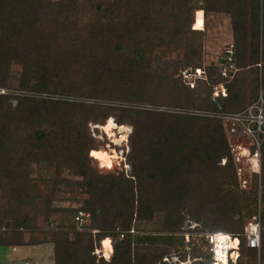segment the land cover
I'll return each mask as SVG.
<instances>
[{"label": "trees", "instance_id": "trees-1", "mask_svg": "<svg viewBox=\"0 0 264 264\" xmlns=\"http://www.w3.org/2000/svg\"><path fill=\"white\" fill-rule=\"evenodd\" d=\"M135 5H140V12L134 13L133 17L130 15L129 20L133 25L139 24L140 20H149L150 22L158 21L162 17L163 27L159 33L156 41L154 42L157 47L164 46L168 49L174 46H184L188 53V58L182 68L176 69L173 67H165L166 71H149L146 68H152L151 60L146 58L148 53L153 52V49H145L143 42L137 44L135 48L134 63H130L128 68L118 66L114 68V60L111 62V58L114 56L108 55V44L111 38L109 37L111 32L107 29L109 23L104 27L93 26L89 32H81V29H74L71 21L74 16V10L78 5L79 0H64L65 12L62 20L59 21L58 27L54 31L46 29V24L43 19L45 15L52 9L53 5H50V0H0V87L9 91L28 90L34 95H49L48 98L35 99L31 96L18 97V103L14 107L10 102L11 98L5 95H0V150L3 147L8 148L10 143V136H13L7 127L12 122L13 117L21 115V119L33 124L35 127L32 135V145L28 146L27 154L30 156V160L41 162L42 154L48 151V158H52L55 154L70 152L76 150L77 158L79 161L88 154V139L86 134L82 132V127L77 126L73 118L69 119L65 112L66 109L80 105L75 102H71L74 97L82 96L84 98L101 100H128V101H152L155 102V98L146 97V92L149 90L148 85L153 81L154 75L156 77L161 76L163 81L170 86L173 91L168 97L174 100L175 105H169L170 109L186 108L182 107L184 104L191 108L197 107L201 111L206 112H240L248 108L254 102L257 101L261 92L264 97V0H206L204 6L194 7L195 21L189 15L191 7L189 4L184 3L181 0H135ZM184 3V4H183ZM100 6H98L99 8ZM102 9V8H100ZM168 9V10H167ZM171 10L170 13L167 11ZM216 12H225L231 17V24L233 28V35L235 43L233 44L235 62L238 68V72L230 79H225L220 75V62L217 66H210L207 68L197 65L192 69L201 68L205 71L207 80L197 79L196 86L191 88L182 77V71L191 68V65L195 64V57L202 49V35L205 30V19L203 14ZM56 21V19H55ZM202 22V23H201ZM71 24V25H70ZM195 25L194 29L192 28ZM70 25V26H69ZM108 30V33L107 31ZM151 30V28H150ZM70 31H77V36H72ZM70 34L68 35V33ZM167 32V34L165 33ZM56 33L58 34L56 37ZM109 34V35H108ZM155 35H153V38ZM76 38L75 40H73ZM148 38V37H147ZM65 39H68L65 40ZM122 41V40H121ZM120 41V42H121ZM118 41L115 44L117 50L121 49V44ZM53 43V44H52ZM70 43V46H68ZM88 44H90L88 46ZM156 47V46H155ZM200 50V51H199ZM150 51V52H148ZM198 51V52H197ZM95 53L96 58L93 61L97 63L101 62L100 59L106 60L104 66L100 71L96 69L90 74L80 76L74 74V78L65 77L63 72L70 67V64H77V68L71 67L77 73L83 71L81 66L83 60L88 62L87 54ZM103 54V56H99ZM68 59L67 64L64 67H59L56 60ZM13 60H18L22 64L23 71H21L18 86L8 87L10 77V64ZM55 63L53 64V61ZM61 63V62H60ZM52 64V66H50ZM134 65V66H133ZM105 68V69H104ZM145 68V69H144ZM172 68V71H168ZM154 69V68H152ZM253 73L252 82L255 84L251 90V95L248 98H241L244 92L240 91L237 85L240 84L239 76L245 73V70ZM158 70H160L158 68ZM255 70V71H253ZM106 71L108 74L114 73L120 76L122 80V89L126 92L123 93L124 98L118 95H106L101 84ZM81 73V72H80ZM216 74V78L214 76ZM178 79L180 81H178ZM149 83V86L150 84ZM224 84L227 87V95H219L215 100H219L222 105L213 103L209 98L212 95L214 89L219 85ZM205 88L208 91V100L199 97L196 98L194 93L199 88ZM188 89L187 93H183V90ZM57 92V93H56ZM242 92V93H241ZM111 92H109L110 94ZM58 96V98H54ZM85 103V102H84ZM83 103V104H84ZM84 104L82 106L87 107L88 114L94 115L91 117L95 122H99L100 119L104 120L106 116L105 111L108 112V116L115 117V121L119 125L126 123L133 126V131L130 135L132 146L135 148L138 143L145 139L144 127L141 126L139 120H144L148 123V118H152L153 112L140 111L133 109H126L120 107L116 109L113 106L106 107L104 105ZM182 105V106H180ZM99 109V110H98ZM119 111V116L116 117L115 112ZM168 119L174 123V128H177L181 133L173 138L166 139L171 146L177 145L176 149H169L168 155L178 154V150H185L186 147L191 146L195 152V156L198 160L199 167L205 168L209 172H213L212 177H208L217 182L216 187L207 186V178L198 183V196L201 199L207 200L208 203L213 201L215 209L212 211V218L220 215L221 218L227 223L232 215L236 214L238 208H245L247 217L251 220L258 215L261 211L264 215V204L261 207H257V196L247 188H242L239 183L237 170L233 162V158L230 151V146L227 140V136L221 120L204 117L194 116L189 114H181L170 112ZM139 117L138 119H133ZM91 120V121H92ZM149 125V123L147 124ZM98 148H91L90 155L96 152ZM36 151V152H35ZM35 152V153H34ZM92 157V155H91ZM93 158V157H92ZM224 159L226 163L219 165ZM47 160V159H42ZM96 160V159H95ZM98 161V160H97ZM191 162V159H188ZM58 162V161H56ZM180 160L171 161L172 165L176 167V163ZM262 198L264 200V143L262 146ZM218 166V167H217ZM21 174L25 178V168H21L18 163ZM134 168L137 165L134 163ZM112 169V168H111ZM110 169V170H111ZM171 180L169 179L164 183L167 185L163 192L157 193L156 200L162 198V203H166L169 199H172L174 191L189 192L191 187L186 190L184 186V179L178 182V176L175 171H172ZM231 173V174H230ZM82 177V181L79 182L82 186H87L90 192L89 199L85 200V208L87 210H75L73 215V222L78 227L73 225L71 227L75 231V237L73 238L72 232L65 231L63 226L58 229L52 227L49 230L40 229L42 239H38L34 231L36 224V218L32 219L33 211L24 213L26 210L24 206L32 205L37 213L40 212L38 203H34L30 196L26 195V189L21 187L16 188L14 195L5 193L7 204L6 207L0 211V227L6 229L3 235L0 237V247L6 250H14L16 246L24 245V235L31 233V241L28 244H42L52 235L54 237V253L56 264H95L96 257L92 253V248L88 249L86 240L82 237V234L91 237V244L93 242L92 230H98V234L94 235L96 239H101L103 247L105 240H111L113 238L116 245L112 246V240L110 245L103 251H106V258H110L106 264H136V259L144 258L141 247H150L152 250L157 247H169L160 242L153 240V233H145L141 229L136 228V222L140 220V206L139 202L142 201V193L135 187L133 178H127L115 185L116 179L112 176L96 175V181H92V178L88 176L87 170L82 168L77 172ZM218 175V176H217ZM260 175V176H261ZM257 174H251L250 183L255 184V190L258 185ZM217 177V178H216ZM249 179V178H248ZM178 182V183H177ZM59 182L56 181L55 186ZM78 184V183H77ZM24 186L28 187L29 182H24ZM175 186L176 190L172 189V193L169 190ZM184 186V187H183ZM187 187V186H186ZM240 187L241 189L239 190ZM140 188V187H139ZM213 188H216L213 190ZM236 191H235V190ZM243 189V190H242ZM93 191V192H92ZM24 193V196H22ZM119 193V194H116ZM179 193V192H178ZM166 194V195H165ZM172 195L169 197L168 195ZM31 200V201H30ZM209 200V201H208ZM110 203V205H109ZM105 204L109 205V208L115 209L117 207L120 210L115 211L114 218L108 222V209ZM203 204V206H205ZM254 204V205H253ZM48 208L51 205V200L47 201ZM96 205V206H93ZM253 205V206H252ZM103 209L105 207L104 217L100 221L95 217L94 209L96 207ZM97 207V209H99ZM92 210L90 212L89 210ZM83 211L89 214L87 222L79 225L76 221L77 214ZM148 214L152 213V208L148 211ZM18 213V214H17ZM230 213V214H229ZM37 217V216H35ZM120 218L119 224L124 228L125 232H117L115 230V222ZM182 217L177 222L171 225L167 224L164 227L165 230L162 233H178L180 229ZM201 220L198 217L197 221ZM213 220V219H212ZM216 224V223H214ZM235 224L228 223L223 227H217L215 225L212 230H205L206 232H224L234 236L242 235L244 230L239 233L234 231ZM246 226V225H245ZM65 227H67L65 225ZM243 227V224L237 226ZM69 228V227H68ZM118 228V227H117ZM245 228V227H244ZM85 231V232H83ZM126 233V234H124ZM71 235V238H70ZM185 234V238H186ZM106 237V238H105ZM112 237V238H111ZM18 239V240H17ZM241 239V255L238 260V264L246 263V258L254 257V264H264V233L262 234L261 253L257 260V250L248 248L245 244V239L240 236ZM186 240V239H185ZM186 246L179 247L188 248L191 247V251L196 249L195 245L191 243L190 236L185 241ZM102 247V248H103ZM170 248V247H169ZM149 249V248H148ZM148 251V264L155 263L158 260V256L155 251ZM190 250V249H189ZM260 250V251H261ZM87 257H83L80 254ZM92 253V254H91ZM156 254V255H155ZM191 255V254H190ZM201 255L204 259L201 264H212L213 259L207 251H202ZM248 256V257H247ZM191 257V256H190ZM194 256L193 258H198ZM198 260V259H197ZM263 262V263H262ZM12 264V263H11ZM138 264H144L138 260Z\"/></svg>", "mask_w": 264, "mask_h": 264}, {"label": "rangeland", "instance_id": "rangeland-1", "mask_svg": "<svg viewBox=\"0 0 264 264\" xmlns=\"http://www.w3.org/2000/svg\"><path fill=\"white\" fill-rule=\"evenodd\" d=\"M181 1L190 5L191 10H189V12L191 14L189 15L191 17L193 16L192 19L195 21V14L197 11L194 12V7L200 8L204 6V2L206 0ZM63 2L64 0H50V5H53V7L43 19V25L45 22L46 29L48 28L49 31H54L56 27H58L59 21L64 17L66 7ZM135 3V0H79L78 5L74 10V16L71 24L73 23L75 30L81 29V32L86 33L91 31L92 25L104 27V29H106L105 25L109 23L107 29L112 34L109 36L111 40L107 43V48L109 51L108 55H114L110 59V63L114 60V68H117V65L128 68L130 63L133 64L135 62V48L137 44L142 42L145 49H153V52L148 53L146 58L151 60V65H153L152 68L154 69L144 68L145 70L166 71L164 69L167 66H174L176 69L182 68L189 56L187 49L182 45L174 46L170 49L164 46L157 47L154 42L156 41L158 35H160L159 33L157 34V31H160L163 27L162 17L160 20L153 22H150L145 18V20H140L139 24L133 25V23L129 20V16L131 15L133 17L134 13L140 12L138 10L139 7H141L140 5H135ZM98 6L100 7L98 8ZM170 11L171 10L167 11V13H170ZM203 16L205 19V28L202 30L205 31L202 35V39H200L202 49L201 51L199 50L200 53L197 51L198 54L195 57L196 65H191V68L197 65H201L204 68L217 66V63H219L227 47L235 43L230 15L225 12H209L207 14H203ZM192 28L194 29V24ZM108 30H106L107 33ZM70 32L72 36H77V34H79L77 31ZM165 33L167 34V32ZM57 35L58 34L56 33V37ZM153 35H155L154 38ZM75 39L76 38L73 40ZM65 40L68 41V39ZM118 41H121V49L119 50L114 47ZM89 45L90 44H88V46ZM68 46H70V43H68ZM87 55L88 57L84 59H87L88 62L83 60V64L79 66L83 70L80 71L81 73H77L71 68H77L78 66L77 64H72V61L70 67L65 70L70 72H63V75L66 78H74V74L85 76V74H90L96 69L100 71L104 67L101 62L103 61L102 63H104L106 60L100 59L101 62L97 63L96 60L93 61V59L96 58L95 53L91 55L89 53ZM100 56H103V54H99L98 57ZM56 62L61 68L64 67V64H67L68 59L64 58L62 61L60 58L56 60ZM54 63L55 60L53 61V64ZM50 66H52V64ZM158 68L160 70H158ZM172 70V68L168 69V71ZM248 70L246 69V72L240 74L239 76L240 84L237 85V87L240 88V91L244 92V95L241 98H248L255 85L252 82L253 73H250ZM9 71L10 77L8 87L16 88L19 83L21 71H23L22 64H20L18 60H13L10 64ZM108 73L109 71H106L104 74L105 76L101 84L102 88L107 91L106 95H118L121 98H124L123 93L126 92V90L122 89V80H120V76L114 73ZM160 75L161 76L159 77L154 75L152 83L151 81L149 82L151 83L150 86L149 83H146L149 90H147L145 96L148 98L154 97L155 102L144 101L141 103L128 100L104 99L97 101L96 99L84 98L82 96L74 97L73 100H71V102H75L80 105L73 107L70 106V108L66 109L65 112L68 115L66 117L69 121L73 118L77 126L82 127V132L86 134L88 139V154L83 157L81 161L77 158V152L75 149L64 153L63 156H61V153L59 152L52 158H48L49 154L48 151H46L42 154V157L47 158L42 159L47 160L42 161L41 159L39 164L31 161L30 156L27 154V149H29L28 146H31L33 143L32 135L35 127L33 124L30 125L29 122L22 120L21 115L13 117L12 122L9 124V127H7V129L10 130L9 133L13 136H10V143L9 146H7L8 148L3 147L0 150V211L4 208V206L6 207V205H8L6 197L4 198L5 193L14 195L16 188L21 187L26 189L25 196L29 195V199H31L34 203H38L40 206L39 208H41L40 212L37 213L32 205L24 206L26 209L24 213H28L30 211L36 213L33 214V217L31 218H36L37 225L35 226L34 231L36 232L35 236L38 239H42L44 237L42 235L44 230L47 231L52 227H56L58 231V229L62 226L65 231H69V233L72 232V236L74 238L75 233L77 232L71 228L75 225L73 222L74 211L81 209L87 210L85 208V200L89 199L90 196V192H88L89 188L79 184V182L82 181V177L77 174L79 170L85 168L88 176L92 178L91 182L96 181V175H108L115 177V185H117V183L122 180L136 176L133 178L135 179V187L143 195L142 201L138 204L141 210V218L136 222V228L141 229V231L145 233H153V240L170 247L162 246L157 247L155 250L153 249L159 259L155 260L156 262L152 264H201L204 259L201 255L203 248L200 236L206 232L205 230H212V227L215 225H217V227H223L231 222V224H235L234 231L241 233L248 221L251 220L250 217H247L248 211L245 208H238L236 214L229 213L232 216L226 223L220 215L212 218V211L216 208L213 201L208 200L209 202L204 204L207 200L199 198L197 193L198 183L203 181L204 178H207V186L216 187L218 183L213 179L208 178L212 177L213 172H209L205 168L199 167V163L202 161L197 159L193 148L189 146V148L186 147L183 151L182 149H179L178 154L176 155L167 154L169 149L175 150L177 145L171 146L166 139H169L170 136L176 138L181 131L177 128L173 129V127H175L174 123L170 122L167 117L171 114L169 105H175V102L168 97L173 91L170 86L163 81V75ZM214 76L216 78V74H214ZM178 81L180 80L178 79ZM260 85L259 88L261 92ZM187 90L188 89L183 90V93L189 92ZM109 92L111 93L109 94ZM194 95L198 99L201 97V99L205 98L208 100L209 97L207 89L202 87L195 91ZM5 96L14 97L10 99V102L14 107L18 103V97L31 96L35 99L49 97V95H34L28 90L20 91L17 89H9V94ZM54 98L57 99L58 96H54ZM209 99L219 106L220 104L222 105V102L220 103L219 100L217 101L215 100L216 98H213V93ZM83 103H96L94 105H104L106 107L113 106L116 109L122 107L126 109L150 111L154 114L152 115V118H148L149 125H147L148 123L146 124L144 120H141L143 116L140 118L139 122L145 129L143 132L145 139L140 141L138 146L133 148L132 141L130 139L132 132H125L127 137L124 142L120 139L122 135V133L119 132L120 129L114 130V133L111 132V134L115 137L111 136V134L102 128V126H104L108 121V119H105L106 116L109 115L108 112L105 111L106 116L104 117V120L100 119L98 123L92 119L91 121L90 118L94 117V115H91V113L88 114L86 109L87 107L82 106L84 105ZM182 107H186L181 108L183 111L188 110L201 112V110L197 108L198 106L191 108L190 106L184 104ZM171 110H173V108H171ZM113 115L118 117L119 111H116ZM193 115L199 116L197 114ZM110 118H113L114 120L116 119L113 116ZM138 118L139 117L133 116V119ZM116 123L119 124L118 122ZM124 125L126 127H131L133 131V126L131 124L126 123ZM0 129L3 130L2 128ZM91 148H98L96 153H99L102 150L113 153L117 152L118 158L111 160L112 166L110 168L107 166L102 168L100 167L101 162L97 161L96 157H91ZM175 159L180 160L179 163H176V167H174L171 163V161H174ZM188 159H191L192 161L189 162ZM18 163L21 168H25V178L22 177L24 175L21 174V169H19ZM134 163L137 165V168H134ZM219 165H223L222 162L219 163ZM172 171L177 173L178 182L184 179L183 183L186 190H188V187H191V190L189 192L178 191L176 190V187L178 186L171 188L169 193L170 191L171 193L173 192L172 189L176 190L174 191L176 193L172 194L173 197H171V194L168 195L172 199H169L164 204L162 203V198L156 200L157 193L163 192L166 188H168V186L164 185V183L169 179L171 180L170 176L173 173ZM56 181L59 183L55 186ZM24 182H29V186L25 187ZM249 185L251 188L248 190L256 194L258 198L257 207H259L260 204L262 207L264 204V200L262 198V175L258 176V185L256 190L253 182ZM238 188L239 190L241 189L240 187ZM214 189L216 188H213V190ZM22 196H24V193H22ZM48 200H51L49 208L47 205ZM203 204L205 206H203ZM109 205L105 204L108 209V222L114 218L113 215L115 214V211L120 210L119 207L115 209L109 208ZM97 207L94 209L95 217L101 221L104 217L105 207L103 209H100L99 207V209H97ZM151 208L152 213L148 214V211H150ZM89 211L92 212L91 208ZM180 217H182V220L180 229L177 230L178 233H162L165 230L164 227H167L168 223H171L173 226V224L177 222ZM198 217L201 218V220L197 221ZM261 218L264 225V215H262V213ZM119 222L120 218L115 222V230L123 233L125 230H123L124 228L119 224ZM241 224H243L242 229L241 227H237ZM65 225L67 227H65ZM42 228L44 229L43 231L40 230ZM76 229L78 230L77 226ZM91 232L93 237L92 244L91 237L85 235V233L82 234V237L86 240V243H83V245L87 244L88 249L92 248L94 250L92 253L96 257L95 264H106L111 259L106 258V251H103V248L105 249L102 244V240L104 238L96 239L94 235L98 232V230L93 229ZM185 234L190 236L191 243L195 245L198 251H191V247L193 245L188 248L179 249V247L186 246L185 239H187V237L185 238ZM31 239V233L29 232L24 235L23 242H21L24 245L16 246L14 250H6L5 248L0 247V264H24V262L27 261L30 262V264H56L54 253L55 246L53 243L54 237L50 235L45 242L38 245L28 244ZM111 240L112 246L116 245L117 241H114L113 238ZM141 250L144 258L136 259V264H138V260H140V262L142 261L144 264H148L149 259L146 252L153 250L152 248L145 246L141 247ZM261 253H263L262 250L257 252V260ZM80 254H82L84 258L87 257L83 254V251H80ZM194 256H199L197 258L198 260L193 258ZM254 260V257L250 256L246 258L245 261L248 264H254Z\"/></svg>", "mask_w": 264, "mask_h": 264}, {"label": "built area", "instance_id": "built-area-1", "mask_svg": "<svg viewBox=\"0 0 264 264\" xmlns=\"http://www.w3.org/2000/svg\"><path fill=\"white\" fill-rule=\"evenodd\" d=\"M220 61L221 77L230 79L238 72L233 45L227 47ZM181 75L191 88L196 86L197 79L207 80L206 73L201 68L185 69ZM8 93L9 91L7 89L0 87V95ZM227 93L226 85L221 84L214 89L213 98L215 99L219 95L226 96ZM170 111L181 114H197L199 116L221 120L226 136L228 137L240 186L242 188L249 186L251 174L261 175L263 166L262 146L264 143V97L262 92H260L256 102L240 112H193L188 110L183 111L180 108L170 109ZM225 163L226 159L222 161V164ZM88 219L89 214L83 211H80L76 216V221L79 225L87 222ZM5 231V228L0 227V237ZM263 231L264 225L261 218V211H259L258 215L248 221L243 234L240 236L244 237L245 244L248 248H254L260 252ZM221 235L227 237L222 244L217 239ZM240 236H234L224 232H205L201 234L200 238L202 240L203 250L207 251L213 259L212 264H224L226 262L227 264H238L241 255ZM24 264H30V262L27 261Z\"/></svg>", "mask_w": 264, "mask_h": 264}, {"label": "clouds", "instance_id": "clouds-1", "mask_svg": "<svg viewBox=\"0 0 264 264\" xmlns=\"http://www.w3.org/2000/svg\"><path fill=\"white\" fill-rule=\"evenodd\" d=\"M111 120H109V122H108V125H107V128L105 129V131H108V130H110V129H112L115 125L113 124V122L111 121ZM121 131H124V132H128V133H131L132 132V128L131 127H127V128H121L120 129ZM120 139L121 140H124L125 139V137L124 136H121L120 137ZM93 153H96V152H93ZM92 153V154H93ZM91 154V155H92ZM97 154V159H99L100 161H102V163H101V165H100V167H105V166H107V167H109V165H111V160H110V158L106 155V154H104V153H96ZM93 156V155H92ZM114 158V157H113ZM110 168V167H109ZM254 231V230H253ZM217 239L221 242V244L227 239V237L226 236H223V235H221V236H219V237H217ZM105 241H107V240H105ZM106 247V246H105ZM218 247H219V245H218ZM107 248V247H106Z\"/></svg>", "mask_w": 264, "mask_h": 264}, {"label": "bare ground", "instance_id": "bare-ground-1", "mask_svg": "<svg viewBox=\"0 0 264 264\" xmlns=\"http://www.w3.org/2000/svg\"><path fill=\"white\" fill-rule=\"evenodd\" d=\"M109 120H111L112 122H113V124L115 125L112 129H110V130H108L107 132L109 133V134H111V132H113L114 130H116V129H121V128H127L125 125H119V124H117L116 123V121L113 119V118H109L108 119V121L106 122V124L104 125V126H102V128L103 129H106L107 128V125H108V122H109ZM101 126V125H100ZM100 128V127H99ZM120 133H122V135L121 136H124L125 137V139H126V137H127V135L125 134V132L124 131H119ZM114 133V132H113ZM111 136H114L113 134H111ZM115 137V136H114ZM117 137V136H116ZM128 137H129V135H128ZM124 139V140H125ZM124 140H123V142H124ZM99 153H104V154H106L109 158H110V160H112V159H117L118 158V153L117 152H106V150H102L101 152H99ZM114 157V158H113ZM98 161H100L99 159H97ZM101 163H102V161H100ZM107 241L109 242V245H110V243H111V240H108L107 239ZM104 249V248H103ZM105 250V249H104ZM224 264H227V262L226 263H224Z\"/></svg>", "mask_w": 264, "mask_h": 264}, {"label": "snow or ice", "instance_id": "snow-or-ice-1", "mask_svg": "<svg viewBox=\"0 0 264 264\" xmlns=\"http://www.w3.org/2000/svg\"><path fill=\"white\" fill-rule=\"evenodd\" d=\"M92 155L97 158V154L96 153H93ZM111 166L112 165H109V167H111ZM104 246L108 247L109 246V242L108 241H104Z\"/></svg>", "mask_w": 264, "mask_h": 264}, {"label": "crops", "instance_id": "crops-1", "mask_svg": "<svg viewBox=\"0 0 264 264\" xmlns=\"http://www.w3.org/2000/svg\"><path fill=\"white\" fill-rule=\"evenodd\" d=\"M186 237H187V235H186ZM188 238V237H187ZM187 240V239H186Z\"/></svg>", "mask_w": 264, "mask_h": 264}]
</instances>
